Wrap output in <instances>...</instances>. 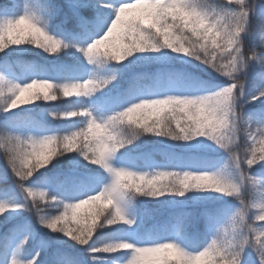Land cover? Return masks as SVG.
Listing matches in <instances>:
<instances>
[{
  "label": "snow or ice",
  "instance_id": "obj_1",
  "mask_svg": "<svg viewBox=\"0 0 264 264\" xmlns=\"http://www.w3.org/2000/svg\"><path fill=\"white\" fill-rule=\"evenodd\" d=\"M0 149V264H264V0L0 4Z\"/></svg>",
  "mask_w": 264,
  "mask_h": 264
},
{
  "label": "trees",
  "instance_id": "obj_2",
  "mask_svg": "<svg viewBox=\"0 0 264 264\" xmlns=\"http://www.w3.org/2000/svg\"><path fill=\"white\" fill-rule=\"evenodd\" d=\"M9 2V0H0V4H3V3H7ZM39 51V50H37ZM24 59L26 60H29L30 62L32 63H39L40 61L37 60L35 57H32V56H26ZM20 69V66H19V62L17 63V71H19ZM38 104H41L44 108H47V107H52V106H63L61 104V101H53V102H44V101H38L37 102ZM26 107H34V106H26ZM42 109H37V112H40ZM46 123V126H49V127H56L57 125L53 122V123H48V122H45ZM155 139V138H153ZM151 143V142H149ZM69 155H72V154H69ZM63 159V158H61ZM153 159L157 160L158 162H162L163 161V157L159 155V153L157 152L154 156H153ZM3 163V149H0V164ZM259 167V166H257ZM41 171H45V170H41ZM3 185H0V187H2ZM46 190H51V189H46ZM12 197L9 196V195H5L3 193H0V200H3V199H11ZM19 198V197H17ZM150 208H153L155 209L156 206L155 205H149ZM49 213H54V209H48ZM163 215L162 212H159L157 213V217L159 218V216ZM3 218L0 217V220H2ZM259 223V222H258ZM152 225V222L149 221L148 223V227H151ZM33 228H34V231H35V235L34 237L31 239V245H30V248L28 249V251L30 253H34L36 247L41 243V241L43 240H48V239H51L52 236H55L57 234H54V233H49L47 229H42V226L38 223V221L35 220V218H33ZM6 231V228L4 226H0V233ZM102 232H106L107 230L104 229V230H101ZM77 248H79V246H77ZM86 264H92L91 261H86ZM95 264H105V262H101V260H98L95 262Z\"/></svg>",
  "mask_w": 264,
  "mask_h": 264
},
{
  "label": "rangeland",
  "instance_id": "obj_3",
  "mask_svg": "<svg viewBox=\"0 0 264 264\" xmlns=\"http://www.w3.org/2000/svg\"><path fill=\"white\" fill-rule=\"evenodd\" d=\"M22 2H23V0H21V3H22ZM30 245H31V244L29 243L28 249L30 248ZM40 245H41V244H40ZM40 245H38V247L36 248V251H37V250H40ZM101 261L103 262L104 260H101Z\"/></svg>",
  "mask_w": 264,
  "mask_h": 264
}]
</instances>
